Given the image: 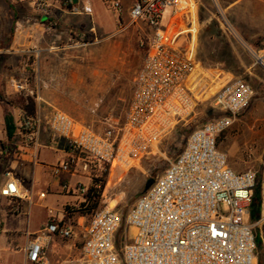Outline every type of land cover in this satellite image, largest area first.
Returning <instances> with one entry per match:
<instances>
[{
  "label": "built area",
  "instance_id": "obj_1",
  "mask_svg": "<svg viewBox=\"0 0 264 264\" xmlns=\"http://www.w3.org/2000/svg\"><path fill=\"white\" fill-rule=\"evenodd\" d=\"M117 13L121 0H103ZM62 4L71 14H90L87 4L73 0ZM199 0H133L128 10L131 23L142 22L150 33L145 54L133 79L132 94L120 124H109L102 133L76 123L66 113L54 110L47 120L51 133L65 140L71 155L51 167L54 175L73 171L77 158L100 168L131 166V162L154 154L160 141L194 113L211 90L206 69L197 60L196 33ZM39 16L52 7L47 0H32ZM169 10L168 21L161 27ZM254 65L264 70V49L253 52ZM17 93L27 91L24 82H13ZM220 115L196 127L177 157L133 203L124 219L107 207L90 215L82 231L84 264H257L258 247L264 255V163L260 170L257 218L245 216L255 201L257 171L237 172L228 162L218 141L253 96L252 87L241 78H230L212 94ZM40 119L19 121L22 144L35 145ZM4 149L0 144V156ZM0 196L9 200L11 212L20 213L16 200L30 197L11 171L4 173ZM67 188V187H66ZM75 190L87 194L77 185ZM44 198V194H39ZM126 233L119 243L122 224ZM128 230H132L131 237ZM50 236L74 237L71 226L51 217L38 239L24 247L28 264H40Z\"/></svg>",
  "mask_w": 264,
  "mask_h": 264
},
{
  "label": "rangeland",
  "instance_id": "obj_2",
  "mask_svg": "<svg viewBox=\"0 0 264 264\" xmlns=\"http://www.w3.org/2000/svg\"><path fill=\"white\" fill-rule=\"evenodd\" d=\"M53 1L62 3L61 0ZM92 1L96 7L94 23L98 29H95L93 35L83 33L78 42L86 45L77 47V56L68 61L52 62L58 74L66 75L68 70H72L79 75L77 79L82 82V85L76 87L85 93V96H81L85 97V101L81 107L77 102L62 98L58 100V103L60 110L71 116L77 113L86 116L91 110L86 94L95 86L96 96L102 95L105 101L114 100L112 112L122 123L132 94L133 79L142 64L145 42L150 31L144 23H131L127 15L121 16L120 13L111 10L103 0ZM199 3L196 53L200 58L197 60L206 69L211 90L199 101L190 118L176 125L160 141L154 154L131 162V166L111 165L103 169L91 165L89 171L91 178L88 184H85V188L87 192L91 187L99 190L98 210L110 207L125 217L136 199L144 192L145 186L148 183L151 185L154 179L166 169L169 162L182 151L189 134L199 125L220 115L218 109L212 105V94L232 77L245 80L252 87L253 96L237 114L232 127L220 136L218 147L226 154L229 165L237 172L246 170L259 172L262 168L264 163V70L254 65L253 52L264 49V0H199ZM1 5H4L3 2ZM168 14L169 10L162 17L161 27L166 25ZM10 16L12 17L10 22L3 17L0 19L2 45L18 41L14 24L17 19L20 20L19 14L13 10ZM59 57L62 58V55ZM29 61L28 57L26 65ZM21 64L23 65L24 62ZM0 68L2 70L11 68V65L3 59L0 60ZM19 72V70L15 72V76L10 79V84L24 82L23 79L30 82V77H24ZM65 80L64 77H58L55 80L53 77H47V82L56 81L57 86L60 87ZM1 82L4 84L3 81ZM9 88L13 95L7 97L1 91L0 101L7 98L12 103L15 101L18 107V98L23 96V93H17L12 87ZM17 120L19 121L20 118L18 119L16 114ZM0 141L5 142L2 128H0ZM1 157L5 159L4 165L2 164L5 168L12 156L10 154ZM3 203L4 201L1 204ZM50 207L55 209L57 206L51 204ZM257 208L254 201L249 209L251 215L244 218L246 223L256 221ZM83 217L82 224L85 225L90 215ZM8 218L9 221L6 224L9 223L10 226L19 229L25 227L26 217L22 214L9 215ZM125 230L126 227L122 222L116 234L117 243L124 237ZM79 233L82 237L81 230ZM132 233V230L127 232L129 237ZM80 264H84L82 257Z\"/></svg>",
  "mask_w": 264,
  "mask_h": 264
},
{
  "label": "crops",
  "instance_id": "obj_3",
  "mask_svg": "<svg viewBox=\"0 0 264 264\" xmlns=\"http://www.w3.org/2000/svg\"><path fill=\"white\" fill-rule=\"evenodd\" d=\"M49 1L52 6L49 12L47 15L39 16L33 10L32 0H0V19L3 17L4 20L10 22L12 19L10 13L13 10L19 14L20 18L14 24L18 38L17 43L11 42L9 45H2L3 42L0 40V60L6 59L11 65V68L3 70L0 68V92L3 91L7 97L13 95L9 88L12 87L10 79L15 76L17 70L22 76L30 77V82H26L24 79L23 81L27 91L31 93V96L28 97L34 101L35 115L41 123L35 145L25 146L21 141L13 150L12 157L5 168H3L5 159L1 157L2 155L0 156V188L5 181L4 173L11 171L21 189L27 191L30 197V200H16L20 208L19 214L26 217L25 227L19 229L10 226L9 223L6 224L9 221V215L18 214L12 213L9 200L0 196V204L4 201L0 205V264H28L25 259L24 247L28 241H33L41 236L42 230L51 217L60 225L71 226L74 237L62 239L59 236H50L43 250V259L40 264L81 263L82 237L79 233V225H82L84 217L76 216L77 213L69 212L67 208L86 200V194L77 192L75 187L79 184L85 187V184H88L91 178L89 171L93 164H90L88 170L84 171L83 159L77 158L72 172L54 175L51 167L64 161L71 155V152L65 140L49 131L47 120L54 110L61 111L58 103L60 98L77 102L80 107L85 101V97H81L85 93L78 90V87L82 85V82L77 79L79 75H76L72 70H68L66 75L58 74L56 66L52 62L56 60L68 61L77 56V47L86 45L78 40L83 36V33L93 35L95 29H98L94 23L96 7L92 0H73V3L79 6L89 5L91 13L71 14L62 3ZM1 2H3V6ZM121 3L120 15L128 16V10L133 0H121ZM4 6L5 8H3ZM19 9L23 12H20ZM1 26L0 22V28H2ZM59 55H62V58ZM28 57L30 61L26 65ZM47 77H53L54 80L64 77L66 80L60 87L57 86L56 81L54 83L47 82ZM77 85L78 87H76ZM99 95L96 96L95 86L87 91L86 100L91 109L90 114L83 116L81 113H77L71 116L66 113L76 123L89 126L96 133H102L109 124H120L112 112L114 100L105 101L102 95ZM25 97L27 96L24 93L23 96H19L18 107H16L15 101L12 103L7 98L0 101V128L3 129L5 113H12L15 121L16 114L18 119L24 115L21 105L22 99ZM16 122L18 123V120ZM39 194H44V198H39ZM51 204L57 207L53 209L50 207Z\"/></svg>",
  "mask_w": 264,
  "mask_h": 264
},
{
  "label": "trees",
  "instance_id": "obj_4",
  "mask_svg": "<svg viewBox=\"0 0 264 264\" xmlns=\"http://www.w3.org/2000/svg\"><path fill=\"white\" fill-rule=\"evenodd\" d=\"M200 22V21H199ZM199 60V56L197 55ZM21 109L24 111V115L20 117V120L25 117L35 116V103L30 97H25L22 99ZM19 120V121H20ZM15 121L12 113L7 112L3 117V132L5 136V142L0 141L1 146L4 149L3 156H9L16 149L17 145L22 141V137L19 134L18 124ZM260 190V171L257 172L256 184L254 189L255 201H258V194ZM99 204V190L95 187H91L86 195V200L78 204L75 208H67L69 212L77 213L79 216L92 215L94 212L98 211ZM124 219V217H122ZM257 264H264V255L262 253L261 247H258L257 252Z\"/></svg>",
  "mask_w": 264,
  "mask_h": 264
},
{
  "label": "water",
  "instance_id": "obj_5",
  "mask_svg": "<svg viewBox=\"0 0 264 264\" xmlns=\"http://www.w3.org/2000/svg\"><path fill=\"white\" fill-rule=\"evenodd\" d=\"M150 184L148 183L146 186H145V189L144 191H146L148 188H149Z\"/></svg>",
  "mask_w": 264,
  "mask_h": 264
}]
</instances>
